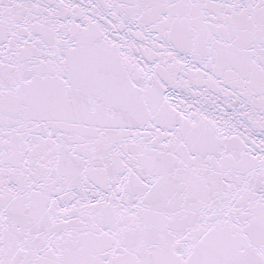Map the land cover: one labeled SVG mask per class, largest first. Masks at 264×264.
Here are the masks:
<instances>
[{"label":"snow or ice","instance_id":"obj_1","mask_svg":"<svg viewBox=\"0 0 264 264\" xmlns=\"http://www.w3.org/2000/svg\"><path fill=\"white\" fill-rule=\"evenodd\" d=\"M0 264H264V0H0Z\"/></svg>","mask_w":264,"mask_h":264}]
</instances>
